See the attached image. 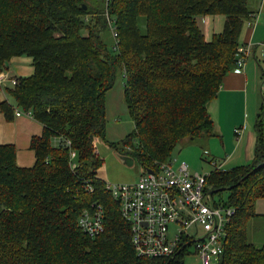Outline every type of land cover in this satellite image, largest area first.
Returning a JSON list of instances; mask_svg holds the SVG:
<instances>
[{"label":"trees","instance_id":"16d2710c","mask_svg":"<svg viewBox=\"0 0 264 264\" xmlns=\"http://www.w3.org/2000/svg\"><path fill=\"white\" fill-rule=\"evenodd\" d=\"M86 1L0 0V71L14 55H31L35 66L33 74L5 85L9 97L1 109L8 119L16 107L31 111L44 125L31 140L32 166L17 164L15 144L0 143V264H184L183 250L173 257L137 253L131 223L99 174L96 140L106 136V94L124 66L135 128L122 143L142 168L156 169L174 158L181 141L215 134L209 104L237 65L243 24L256 11L251 0H106L105 18L119 36L110 48L97 9L84 8ZM202 14L225 17L210 39ZM257 127L250 162L230 168L216 162L206 177L214 200L235 209L220 264H264V242L249 239L264 198L262 121ZM224 191L227 198L217 199ZM98 204L105 227L91 235L81 217Z\"/></svg>","mask_w":264,"mask_h":264},{"label":"built area","instance_id":"2783aa9c","mask_svg":"<svg viewBox=\"0 0 264 264\" xmlns=\"http://www.w3.org/2000/svg\"><path fill=\"white\" fill-rule=\"evenodd\" d=\"M257 20V19H256ZM251 44L243 43L237 50V65L243 69L251 54ZM15 75L0 71L2 88L8 82H17ZM264 90V71H263ZM16 114L31 115V111L16 110ZM239 131V129H238ZM65 144L70 145V140ZM76 150L70 149V164L77 168ZM138 180L127 182L106 181L113 196L120 202L123 216L131 223L132 241L142 256L173 257L182 250H195L202 264H220L224 249L225 225L235 209L214 200L207 188L209 172H192L187 161L178 167L173 159L160 162L156 169L142 168ZM91 190L93 186L89 184ZM91 212L86 209L81 217L83 228L91 235L104 227V210L98 204ZM203 227L204 233L200 228Z\"/></svg>","mask_w":264,"mask_h":264},{"label":"crops","instance_id":"0c3cea01","mask_svg":"<svg viewBox=\"0 0 264 264\" xmlns=\"http://www.w3.org/2000/svg\"><path fill=\"white\" fill-rule=\"evenodd\" d=\"M252 5L256 17L245 20L239 39L251 44V54L243 69L235 65L225 74L217 96L209 104L216 131L212 136L222 146L218 152L226 156L225 162L228 159L227 163L233 161L234 165L253 159L257 125L260 121L264 124V0H254ZM6 70L11 75L29 76L35 71L33 57L14 55ZM8 97L6 87L0 88V103ZM17 109L20 108L16 107L13 119H8L0 104V143L15 144L18 164L32 166L36 162V152L31 140L34 135L43 133L44 125L33 115L16 114ZM58 140V136L53 138L54 143ZM191 253L199 255L188 248L183 250L184 260ZM195 264H202L201 257Z\"/></svg>","mask_w":264,"mask_h":264},{"label":"rangeland","instance_id":"374dc122","mask_svg":"<svg viewBox=\"0 0 264 264\" xmlns=\"http://www.w3.org/2000/svg\"><path fill=\"white\" fill-rule=\"evenodd\" d=\"M253 1L251 0V3ZM105 3L106 0H87L84 5L97 9V13L100 16V22L98 24L99 32L111 48L119 39V36L117 30L113 27L111 29L107 21L109 19V12L108 10L103 11L105 10ZM224 18V15L220 14H202L198 16V20L208 39L212 37L213 32L220 31L224 24ZM105 20L107 26H103ZM141 25L145 29V17L141 18ZM122 67H118L116 79L106 94V136L99 137L96 140L97 152L103 158V164L99 168V174L104 180L110 182L135 181L139 179L142 172V167L137 157L129 152L128 147L122 143V140L135 128V120L124 95L125 76L122 70L125 71V67ZM210 137L211 140H209ZM217 140V138H213L211 135L194 138L192 140L187 138L185 141H181L174 151L173 162L175 166L178 167L185 160L189 163L190 170L193 173L197 171L207 173L215 167L216 162L217 164H223V168H230L234 163H232L233 161L227 163L228 159L226 162L224 161L226 156L218 152L221 145L217 143ZM114 142L118 144V148L112 145ZM164 161H169V159ZM215 196L217 199H220V197L227 198L228 192L215 193ZM256 208L260 214L258 217L251 219L249 224V239L257 244H261L264 242V214L261 213L264 212V198L258 200ZM200 231L204 233L203 227L200 228ZM190 249L194 251L195 245H191ZM198 261H200V257L196 253L186 255V264H195Z\"/></svg>","mask_w":264,"mask_h":264},{"label":"water","instance_id":"95a60500","mask_svg":"<svg viewBox=\"0 0 264 264\" xmlns=\"http://www.w3.org/2000/svg\"><path fill=\"white\" fill-rule=\"evenodd\" d=\"M83 7H84V8H86L87 6H86V5H84ZM149 170L151 171L152 169H149Z\"/></svg>","mask_w":264,"mask_h":264}]
</instances>
